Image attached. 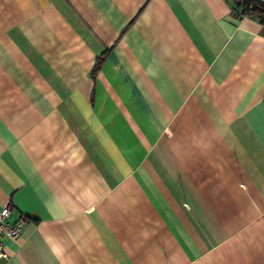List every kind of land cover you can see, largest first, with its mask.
<instances>
[{"label": "crops", "instance_id": "obj_1", "mask_svg": "<svg viewBox=\"0 0 264 264\" xmlns=\"http://www.w3.org/2000/svg\"><path fill=\"white\" fill-rule=\"evenodd\" d=\"M7 203L26 223L0 264H264V24L230 0H0Z\"/></svg>", "mask_w": 264, "mask_h": 264}, {"label": "built area", "instance_id": "obj_2", "mask_svg": "<svg viewBox=\"0 0 264 264\" xmlns=\"http://www.w3.org/2000/svg\"><path fill=\"white\" fill-rule=\"evenodd\" d=\"M10 213V203L5 204L0 210V261H8L9 256L5 252V241L15 240L20 236V231L26 223V218L21 217L14 224L6 221Z\"/></svg>", "mask_w": 264, "mask_h": 264}, {"label": "trees", "instance_id": "obj_3", "mask_svg": "<svg viewBox=\"0 0 264 264\" xmlns=\"http://www.w3.org/2000/svg\"><path fill=\"white\" fill-rule=\"evenodd\" d=\"M240 17L254 18L264 24V3L258 0H230Z\"/></svg>", "mask_w": 264, "mask_h": 264}]
</instances>
